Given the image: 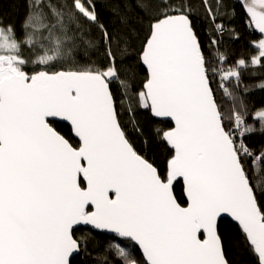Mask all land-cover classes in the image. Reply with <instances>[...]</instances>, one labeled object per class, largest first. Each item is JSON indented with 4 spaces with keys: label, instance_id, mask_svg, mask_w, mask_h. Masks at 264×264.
<instances>
[{
    "label": "snow or ice",
    "instance_id": "1",
    "mask_svg": "<svg viewBox=\"0 0 264 264\" xmlns=\"http://www.w3.org/2000/svg\"><path fill=\"white\" fill-rule=\"evenodd\" d=\"M98 7L0 0V264H264V104L244 98L264 80L243 84L264 0H120L118 27ZM238 12L261 38L229 64Z\"/></svg>",
    "mask_w": 264,
    "mask_h": 264
},
{
    "label": "trees",
    "instance_id": "2",
    "mask_svg": "<svg viewBox=\"0 0 264 264\" xmlns=\"http://www.w3.org/2000/svg\"><path fill=\"white\" fill-rule=\"evenodd\" d=\"M97 2L99 4L97 11L100 14L101 22H103L106 26L118 27L119 21L117 19V15L115 14L116 10L114 8V5L119 3L120 0H97ZM127 2L128 0H123V3L127 4ZM193 3L194 6H196L199 10L200 0H193ZM4 10L5 14L12 22L17 24L19 23L17 9H15L9 3H4ZM198 14L202 15V10H199ZM223 22L225 23L226 29L228 30L225 31L222 36L218 37V39L220 40L221 51H224L229 55V64H231L233 60L249 57L250 55L254 54V51L250 47V44L254 41H258L261 37L254 30L247 27L245 20L242 18L239 12L235 17L226 18ZM233 29L235 30L234 32L230 31ZM201 31H204L203 25H201ZM96 35L98 36L99 33H96ZM261 80H264V68L256 67L244 73L243 84L254 85L258 84ZM244 98L249 108H253L254 106L259 107L264 104V90H261L259 88H253L248 94L245 95ZM227 107L228 105L226 103L225 108L227 109ZM122 118L123 120L128 121L129 115L124 114ZM136 119L142 124H144L146 129L151 126V121L148 118V114L145 112L138 113L136 115ZM170 125L171 124L168 121H164L158 124L159 127H168ZM56 126L58 130L66 137L70 138L73 143L78 142L76 138L72 135L71 130L67 124L57 122ZM129 128L131 129V125H129ZM262 140H264V138H261L260 136H251L249 138V143L259 146V143L262 142ZM155 155L159 166L163 169L166 163V152L163 149H157ZM175 193L178 199L183 203L184 196L182 193L181 183L176 184ZM86 231H88L87 226H80L77 228V235H81ZM111 237L112 236L103 233L97 234V238L102 242H106ZM233 258L239 259V257H237L235 253H233ZM77 260L82 261L83 264H91V259L89 257L84 256L83 253L79 257H77Z\"/></svg>",
    "mask_w": 264,
    "mask_h": 264
},
{
    "label": "water",
    "instance_id": "3",
    "mask_svg": "<svg viewBox=\"0 0 264 264\" xmlns=\"http://www.w3.org/2000/svg\"><path fill=\"white\" fill-rule=\"evenodd\" d=\"M259 36H260V34L258 33V32H256ZM261 37V36H260ZM58 122H61V123H65V124H67L68 126H69V128H70V130H71V125H70V122H67V121H58ZM170 124H171V122L170 121H168ZM72 133V132H71ZM73 135V134H72ZM74 136V135H73ZM181 185H182V182H181ZM184 199H185V197H184ZM101 233H103V234H106V235H110V236H113L114 234L113 233H109V232H101Z\"/></svg>",
    "mask_w": 264,
    "mask_h": 264
}]
</instances>
